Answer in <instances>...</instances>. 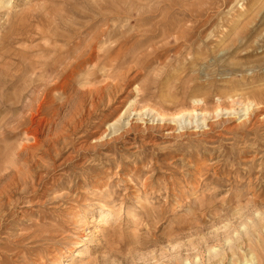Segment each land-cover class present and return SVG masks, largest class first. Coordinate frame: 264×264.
I'll use <instances>...</instances> for the list:
<instances>
[{"label":"rangeland","instance_id":"obj_1","mask_svg":"<svg viewBox=\"0 0 264 264\" xmlns=\"http://www.w3.org/2000/svg\"><path fill=\"white\" fill-rule=\"evenodd\" d=\"M252 100L264 0H0V264L264 250Z\"/></svg>","mask_w":264,"mask_h":264},{"label":"bare ground","instance_id":"obj_2","mask_svg":"<svg viewBox=\"0 0 264 264\" xmlns=\"http://www.w3.org/2000/svg\"><path fill=\"white\" fill-rule=\"evenodd\" d=\"M205 24H202V25H200L199 27H203ZM198 27V28H199ZM234 27V26H233ZM198 30V29H197ZM200 30V29H199ZM201 32V31H200ZM190 34H191V32H190ZM189 34V35H190ZM188 35V36H189ZM186 36V35H185ZM187 37V36H186ZM185 38V37H184ZM183 38V39H184ZM191 38V37H190ZM189 38V39H190ZM188 39V40H189ZM187 40V39H186ZM190 40H192V39H190ZM233 41H236L235 39H232ZM195 41V40H194ZM193 41V42H194ZM192 42V43H193ZM232 42V41H231ZM233 44V43H232ZM199 50V49H198ZM201 50V49H200ZM246 99H248V97H246ZM256 101V100H255ZM255 101H251L252 102V104H251V106H248V107H246V109L244 110V116L245 117H247L248 118V116L250 115V114H257L258 112L259 113H261V114H264V105H261V106H258V102L256 103ZM263 101V100H262ZM249 103V102H248ZM263 117V116H262ZM33 129V128H32ZM32 129H30V131L31 132H29V134L30 135H32V133H33V131H32ZM29 131V130H28ZM34 132H35V130H34ZM29 136V135H28ZM36 139V138H35ZM256 214H255V217H260V213L259 212H255ZM254 215V214H253ZM255 220H256V218H255ZM253 222H255V221H253ZM250 223V222H249ZM251 223H252V221H251ZM256 223H258L259 224V222H256ZM255 224V223H254ZM264 225V224H263ZM255 226V225H254ZM253 225H252V227H254ZM257 226V225H256ZM241 227V229L242 230H244V231H246L247 230V228H249V227H247V224L246 225H242V226H240ZM259 227H257V228H255L253 231H252V236H254L253 237V243L251 244V241L249 242V244H248V247H246V252H243L241 255H237L236 254V252L234 251V250H232V248H231V246H232V239L231 238H233V237H231V238H226L225 239V243L224 244H226L227 246H229V249H231V254H230V263L229 264H252L253 262H257L258 264H264V260H263V256L261 257L260 256V254H259V251H260V245H262L260 242V240H259V234H258V229ZM239 229V228H238ZM258 229V230H257ZM263 229H264V226H263ZM249 230V229H248ZM250 231V230H249ZM248 231V232H249ZM236 233L237 234H242L243 232H239V231H236ZM261 233H262V229H261ZM264 233V232H263ZM256 234V235H255ZM234 235V234H233ZM240 235H239V237H240ZM250 235V234H249ZM251 236V235H250ZM238 237V238H239ZM251 239V238H250ZM255 239V240H254ZM261 239V238H260ZM248 242V241H247ZM241 243H243V242H241ZM234 244H235V242H234ZM247 244V243H246ZM245 244V245H246ZM236 245V244H235ZM234 245V246H235ZM243 245V244H242ZM225 246V245H224ZM226 247V246H225ZM224 247V248H225ZM262 247V246H261ZM235 248H236V246H235ZM220 249H221V247H220ZM237 249H239V250H241V247L238 245L237 246ZM221 250H223V249H221ZM226 250V249H225ZM262 250V249H261ZM238 251V250H237ZM262 251H264V250H262ZM207 252H208V256H210V257H213V258H216V257H218L219 255V253H218V248L216 247V246H211V247H209L208 248V250H207ZM206 252V253H207ZM222 252H224V251H222ZM221 252V253H222ZM227 252V251H226ZM226 252H225V255H226ZM238 253V252H237ZM223 254V253H222ZM229 255V254H228ZM227 255V256H228ZM198 256V255H197ZM222 256V255H221ZM225 259H227L226 257L224 258V257H220V258H216V260H214V262H213V264H225ZM198 260H199V258H194V260H192V261H190V260H185V264H193V263H195V264H197V263H200V262H198ZM202 260V259H201ZM200 260V261H201ZM212 261V260H211ZM203 263V262H202ZM227 264V263H226Z\"/></svg>","mask_w":264,"mask_h":264}]
</instances>
